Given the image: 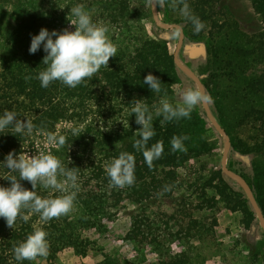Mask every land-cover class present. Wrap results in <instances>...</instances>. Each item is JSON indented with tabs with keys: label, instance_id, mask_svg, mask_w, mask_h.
I'll return each mask as SVG.
<instances>
[{
	"label": "trees",
	"instance_id": "obj_1",
	"mask_svg": "<svg viewBox=\"0 0 264 264\" xmlns=\"http://www.w3.org/2000/svg\"><path fill=\"white\" fill-rule=\"evenodd\" d=\"M110 1V15L118 17L123 31L129 34L131 26L124 20V17L130 16L128 2ZM166 1L167 4L172 3V0ZM186 2L192 13L205 25L199 33H194L192 25L185 21L164 19V23L180 25L184 32V41L189 39L185 33L187 27L192 31L190 37L197 38L204 34L209 26L207 51L210 56V68L198 70V77L210 97L216 103L224 104L223 107H228L224 116L228 125L231 124L235 128L250 126L256 130L252 142L233 137L225 129L223 120L213 114L230 138L228 157L252 158L250 169L244 173L232 168L228 162L227 166L246 180L264 216V29L247 36L227 20L218 23L213 19V14L220 0ZM251 2L254 11L264 23V0ZM4 3L12 5L18 14V19L11 25L3 21L4 13L1 8ZM115 20L113 18L112 21L116 23ZM123 20L125 22L122 23ZM57 21L58 16L54 10L43 8L38 0H0V114L5 110L14 111L17 119H27L33 124L31 133H14L11 126L0 133V161H3L9 151L14 155L22 154L24 147L35 134L53 135L58 123L82 120L90 106H95L99 114L106 109L117 108L127 119L126 127L114 133L99 132L92 140L83 132L65 136V144L76 148V152L68 157L72 166L81 174L84 159L90 152L98 151L110 161L118 157L120 152L126 151L134 155L135 181L131 186L124 188L112 187L106 175V168L100 163H91L88 167L89 175L82 190L76 191L73 209L67 215L41 222L39 214L22 209V214L28 215L29 219L25 221L18 216L12 228L7 227L4 219L0 218L1 264H18L13 258V247L38 227L47 232L49 248L46 257H38L36 260L44 258L46 261H54L56 255L66 248H72L76 254L85 257L94 248V243L83 237V231L93 229L97 233H104L105 222L111 221V209L117 210L125 201H145L150 197L151 191L160 185V174L163 173L164 178H169L172 176V169L210 151L205 141L199 139L198 134L201 133L203 124L194 112H191L190 118L173 120L163 125L160 123L161 118H153L155 135L148 141V145L162 141L163 152L159 159L152 162L151 168L144 163L142 154L132 146L134 138H138L135 131L140 127L134 122L135 114L129 115L134 101L141 99L151 110L153 105H159L162 98L169 99L172 96V87L178 84L184 75L174 65L168 42L165 40L139 38L131 47L127 45L117 48L116 56L109 58L108 67L102 66L90 79L85 78L75 88H69L59 81L50 83L47 88L40 87V82L35 77L45 67L41 63L45 53L41 49L29 54L30 39L42 27L49 31L56 30ZM170 31L172 30L168 32ZM180 60L183 63L182 59ZM148 73L159 78L161 93L151 92L143 83V78ZM221 110L225 111L223 108ZM86 130L90 131L89 127ZM173 135L188 137L184 141L185 151H171L169 141ZM9 175L19 178L18 173L0 167V186H9L10 182L6 180ZM20 183L32 190L28 181L23 180ZM238 188L240 187L233 180L223 175L220 164L202 184V189L211 190L230 212L239 213L240 224L252 233V227L256 228L259 224L245 193ZM35 191L42 198L60 195L58 192L50 193L39 183ZM141 232L134 222L132 229L125 236L126 242L137 244V237ZM261 236L264 240L263 233ZM252 255L256 257L257 252L254 250ZM184 259H163L157 264H186ZM32 263L33 261L27 260L19 262ZM99 264L130 263L124 258L105 255Z\"/></svg>",
	"mask_w": 264,
	"mask_h": 264
},
{
	"label": "rangeland",
	"instance_id": "obj_2",
	"mask_svg": "<svg viewBox=\"0 0 264 264\" xmlns=\"http://www.w3.org/2000/svg\"><path fill=\"white\" fill-rule=\"evenodd\" d=\"M125 1L128 2L130 11L128 19L124 17L131 26L129 34L123 31L124 28L119 23L120 19L110 15L112 9L110 0H38L43 8H52L58 16L56 22L58 32L64 29L74 30L75 26L71 23L74 24L75 18L71 14V8L80 4L90 13L93 22L108 27L107 35L117 48L127 45L131 47L139 38H148L155 41H167L169 52L172 54L178 39L176 30L159 32L155 29L157 27L151 17L149 0ZM1 9L4 13L3 21L9 25L18 19V14L12 5L4 3ZM157 9L159 19L163 23L164 19L184 21L173 3H165L163 7H157ZM112 17L116 19V23L112 21ZM213 19L218 23L227 20L232 25L235 24L239 32L247 36L264 29V23L254 11L251 0H220L214 9ZM124 20L122 23L125 22ZM183 25H185L184 22ZM209 30L208 26L204 34L197 38L190 37L192 31L188 27L185 30L189 39L183 41L179 59H182L183 63L189 66L197 76L201 68H210V56L207 51ZM185 88L197 89L196 85L183 75L180 82L172 87L169 102L179 103L180 92ZM205 94L210 97L209 92L205 91ZM210 98L208 105L212 114L223 120L224 127L231 136L247 142L254 141L255 129L250 126L235 128L231 124L228 125L224 119L228 107L225 105V108L224 104H218L212 97ZM88 110L82 120L58 123L53 136L65 137L73 133V129H78L77 134L83 132L92 140L99 132L114 133L126 127L127 119L117 108L106 109L102 114L98 113L95 106H90ZM192 112L202 120L203 128L198 135L199 139L209 146V153L192 158L184 165L172 169V176L169 178H164L163 173L160 174L162 176V178L159 177L160 185L151 191L150 197L145 201H137V203L125 201L117 210L111 209V221L105 222L104 233H97L93 229L83 231V237L94 243V248L85 257L76 254L72 248H66L56 255L54 261H46L42 258L33 261L32 264H99L104 260L105 255L124 258L130 264H157L160 260L175 257L185 258L186 264H264V240L261 236L263 233L261 228L254 227L252 233L245 230L240 224L239 213L230 212L224 202L211 190L202 189L203 182L220 164L223 139L209 123L201 103L196 105ZM87 127L90 131L86 130ZM48 136L39 133L32 136L22 154L29 156L51 154L61 161L63 167L75 170L76 188L70 190H82L89 175L88 167L91 163H100L106 168L109 162L98 151L90 152L84 159L80 174L78 169L72 166V161L68 157L76 152V148L69 144L58 147L55 143L48 142ZM227 162L232 168L244 173L250 169L252 158L227 157ZM57 178L59 181L65 179L59 173ZM165 186L168 187V191H164ZM46 190L53 192L51 189ZM238 190L243 191L241 187ZM135 198L136 196L133 200ZM134 222L135 227L139 226L142 231L137 237V244L125 240ZM254 250L257 252L256 257L252 255Z\"/></svg>",
	"mask_w": 264,
	"mask_h": 264
},
{
	"label": "clouds",
	"instance_id": "obj_3",
	"mask_svg": "<svg viewBox=\"0 0 264 264\" xmlns=\"http://www.w3.org/2000/svg\"><path fill=\"white\" fill-rule=\"evenodd\" d=\"M152 7H163L166 0H149ZM173 6L177 7L185 22L192 25L194 33H199L204 27V23L198 16L194 15L186 0H172ZM71 14L75 18L73 31L67 29L49 31L41 28L36 35L31 36L28 47L29 54H34L38 50H43L45 55L41 63L45 66L37 73L36 79L40 82V87L47 88L50 83L59 81L69 88H75L85 78H91L99 69L108 67L110 57L116 56L117 47L109 39L108 27L101 23L92 21L91 15L84 9L83 5L77 4L71 8ZM181 31L177 26L176 33ZM143 83L153 93H161V82L157 76L148 73L143 78ZM210 97L203 94L196 88H185L180 92L179 103H170L167 98H162L159 105L149 106L141 99H136L129 111V115L135 114V123L140 127L135 131L132 146L140 152L144 158V163L151 168L152 162L159 159L163 152V142L157 141L151 146L148 141L155 135L152 126L154 117H159L161 125L181 118H190L193 108L202 103L210 101ZM12 127L14 133H31L33 124L31 121L17 119L14 111L5 110L0 114V133L5 128ZM105 131L107 129H104ZM73 134L79 132L73 129ZM81 134V133H79ZM49 143H55L58 147L65 144L64 136H48ZM186 135H173L169 141L171 151H185L184 141ZM0 167L9 172L18 173L9 175V186H0V218H3L7 227L12 228L20 216L27 221L28 215H23L22 209H29L31 213L39 214L41 222H47L52 218L67 215L73 209L76 198L77 173L73 169H66L61 161L51 154H40L29 156L27 154H16L9 151ZM135 160L134 155L126 151L119 153L106 164V175L110 186L124 188L131 186L135 181L134 175ZM58 173L65 177L59 181ZM2 178V177H0ZM5 179V178H3ZM26 180L30 183L31 189L25 188L20 181ZM40 184L44 189H51L59 192L60 195L42 198L36 194V186ZM164 191H168L165 186ZM47 232L43 228H36L26 238L18 242L13 247V258L15 261H35L38 257L48 255Z\"/></svg>",
	"mask_w": 264,
	"mask_h": 264
},
{
	"label": "water",
	"instance_id": "obj_4",
	"mask_svg": "<svg viewBox=\"0 0 264 264\" xmlns=\"http://www.w3.org/2000/svg\"><path fill=\"white\" fill-rule=\"evenodd\" d=\"M150 11H151V17H152V20L154 22V25L157 28L162 29V30H176L177 26H180L178 24L163 23L159 19L157 7L156 8L152 7L151 4H150ZM180 28H181V31L178 34V39H177L174 51L172 53L173 63L179 71H181L185 76H187L196 85L197 89H199L203 94H205L204 85L202 84L199 77L196 75V73L191 68H189L187 65L182 63L181 60L179 59V53H180V50L182 48L183 41H184V32H183V29L181 26H180ZM201 105H202L203 111H204L206 118L208 119L209 123L214 128V130L218 133V135L220 137H222V139H223V150H222V154H221V158H220L221 171L225 177L233 180L236 184H238L241 187V189L245 193V196H246L251 208L253 209V211L255 213L259 227L261 228V230L264 234V216H263V214H262V212H261V210H260V208L256 202V199L254 197L252 189L250 188V186L248 185V183L246 182V180L242 176L233 172L227 166V157H228L230 145H231L230 144V138L227 135V133L225 132V130L217 122L215 117L213 116V114L209 108L208 102H202ZM252 230H254V227H252Z\"/></svg>",
	"mask_w": 264,
	"mask_h": 264
}]
</instances>
